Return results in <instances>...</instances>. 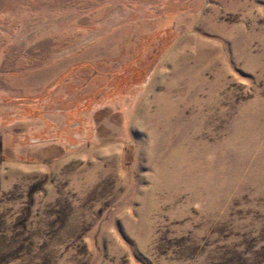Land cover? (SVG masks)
Returning a JSON list of instances; mask_svg holds the SVG:
<instances>
[{
  "label": "rangeland",
  "instance_id": "374dc122",
  "mask_svg": "<svg viewBox=\"0 0 264 264\" xmlns=\"http://www.w3.org/2000/svg\"><path fill=\"white\" fill-rule=\"evenodd\" d=\"M0 264H264V0H0Z\"/></svg>",
  "mask_w": 264,
  "mask_h": 264
}]
</instances>
